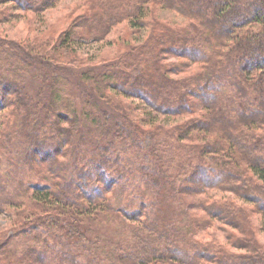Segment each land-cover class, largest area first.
Listing matches in <instances>:
<instances>
[{"label":"trees","instance_id":"trees-1","mask_svg":"<svg viewBox=\"0 0 264 264\" xmlns=\"http://www.w3.org/2000/svg\"><path fill=\"white\" fill-rule=\"evenodd\" d=\"M59 1L0 0V15L39 16ZM162 9L185 23L162 18ZM78 10L57 35L9 45L19 56L17 78L0 74V111L17 108V129L4 135L17 172L0 175V211L15 199L32 206L0 263L264 264L248 220L264 217V0H87ZM124 23L128 36L117 34L114 48L94 59L79 51ZM67 64L78 72H63ZM76 84L93 90L81 100ZM128 158L142 162L137 173L122 165ZM34 172L48 182L33 180ZM214 188L230 196L208 202ZM189 193L200 196L196 207L208 219L239 230L227 244L189 238V227L210 224L203 216L181 225L176 207ZM170 195L180 201L161 218ZM116 221L124 231L113 241L102 232Z\"/></svg>","mask_w":264,"mask_h":264},{"label":"rangeland","instance_id":"rangeland-1","mask_svg":"<svg viewBox=\"0 0 264 264\" xmlns=\"http://www.w3.org/2000/svg\"><path fill=\"white\" fill-rule=\"evenodd\" d=\"M85 2H87V0H60L58 3H56V5L54 7L48 8L46 11H44L43 13H41L39 16L35 15L32 12H28V13H24L22 10H15V13H11L9 14V16H4L2 17L0 15V42L3 43L2 41H5L6 43H4L3 45L0 44V74L6 78H8L9 80H13L17 78V67L19 66L18 60H19V56L18 53L15 51V49H10V46H15V45H19L20 43L23 42V36L26 35H33V34H37V35H41L43 34V32L45 31H50L54 34H58V32L61 30L60 28H65L67 22L69 21V18H71L72 16H74L75 12H79V8L81 7L82 4H84ZM160 16L162 18L168 19L170 20L173 24L175 23H185V20L182 16L176 14L175 12L168 10V9H162L160 11ZM59 18V19H58ZM58 20V27H53L50 26V24H53V22ZM62 20V24L60 25V21ZM127 23H124L122 25H118V27H116L115 29H113L111 31V33L106 37V39L104 40V42H90L89 44H80L79 47V51H82L85 55H90L91 57H93V59L104 53L106 50H108L109 48H114L117 44L115 42H117L118 37L116 38L117 34H122V36H128L127 34V27H126ZM116 38V39H115ZM125 39H128L126 37H123ZM145 36L142 37V39L144 40ZM133 40V39H132ZM25 41V39H24ZM128 41V40H125ZM136 43H139L135 40H133ZM7 42L9 44H7ZM20 42V43H19ZM3 46V47H1ZM34 54L30 55L28 58H32L34 59L35 56H33ZM87 55V56H88ZM86 58V57H85ZM2 59V60H1ZM14 59H16L17 61H13ZM30 60V59H29ZM88 60V59H87ZM15 62V63H13ZM12 64V65H11ZM88 64V63H86ZM14 65V66H13ZM23 64L20 63V67L21 69H24L25 66H22ZM49 67V66H48ZM67 67L69 68V70H67ZM81 68H83V66H79ZM87 67V66H84ZM12 69V71H10V69ZM66 69L63 71L62 69H59L61 72H65V73H76L78 72V68H75V66H70L69 64L66 65L65 67ZM30 69V68H29ZM26 71H28V68L25 69ZM58 70V69H57ZM37 72V71H36ZM35 72V74H36ZM45 72V76H46V72ZM51 72V71H50ZM54 76V75H53ZM181 77V75L177 76L176 78ZM78 78V76H77ZM5 79V78H4ZM27 79L29 80L31 86L36 85V81L33 77V74H30L27 76ZM52 79L51 77H49V81L48 83L51 82ZM87 86V85H86ZM76 89H73L74 91H76L77 93L81 94V100L86 99L87 96L86 92H91L93 90V88L91 86L88 85L87 88H83V84H76ZM83 90H86V92H84ZM83 96V97H82ZM14 109H17L14 106H10L8 108L2 109L0 111V166L2 165L3 167L0 168V175L4 177L5 174H9L13 172H17V166L15 169V166L9 162V159L6 160V157H9V154H7L5 152V148L4 146L7 145L5 140H4V135L9 134L10 132H12L13 130L17 129L16 122L13 123L12 118L13 115L12 113L14 112ZM7 113L8 120L7 117L4 118V121H2V118L4 116V114ZM163 124L165 125H169L171 124V122L173 123L172 119H163L162 120ZM175 122V121H174ZM6 124V125H5ZM8 125V126H7ZM8 131H10L9 133H7ZM4 140V142H3ZM186 143V142H185ZM187 144V143H186ZM187 147L190 148V145L187 144ZM3 150V151H2ZM133 154L130 153L129 156ZM129 161L128 162H124L122 163V165L125 166V168L129 167L131 170H134V173H137L136 168L138 167V165L142 164V162H138L137 159H132V158H128ZM3 160V161H2ZM197 161V160H196ZM179 169V168H178ZM188 169H191V167H188ZM174 171V169H173ZM172 171V172H173ZM175 172V171H174ZM189 172H182L181 174L178 175L177 180L179 184H186L187 182V178L189 177L188 175H186ZM33 174V180H35L36 182H40V183H46L48 182V179H46L45 177H42L41 174L34 172ZM14 176V175H13ZM41 176V177H39ZM6 177V176H5ZM14 178H11V180H13ZM134 185L131 189H127V191L129 193H132V195H134V193L138 192L139 190V180L138 178L134 179L133 181ZM195 186H198V183H192ZM138 185V186H137ZM141 185V184H140ZM141 188H144V185H142ZM112 198L114 199V201L116 200V197L113 195V192L109 193ZM115 194V193H114ZM189 194H185L183 196H185L186 199V203L185 205H183L182 207H176V211H178L176 214L179 215H183L184 219L183 222H181V225L183 227H185L186 229V224L190 225V222L192 220H194L195 218H201L203 216H206V218L208 219L209 217L207 216V213L200 210V208H197L196 205H198V198L200 196H195L194 195H190ZM172 195V193H171ZM170 195V198L168 197L167 201L165 203H163L164 208L163 211H160V215L161 218L169 215V211H172L173 207L177 206L180 200H174L172 198V196ZM180 195V194H178ZM226 196H230V194H226V192H223L222 190H220L219 188H214L211 190V194H210V198L208 200V202L214 200L215 198H223ZM236 196V195H234ZM238 198V197H237ZM25 199L24 203H20L19 201L17 202V199H15L14 201H12L13 203L10 205H7V207L2 206V209L0 211V251H2L3 249V244L7 243L9 245V247H14L17 244V235L14 236L13 239L9 240V237L13 234L17 233V219L19 218L20 214L23 213H29L32 210V206L30 205V202H28L27 198H23ZM182 202V201H181ZM20 203V204H19ZM177 204V205H176ZM1 207V206H0ZM154 206L150 205L148 208L153 209ZM178 208H180L178 210ZM29 211V212H28ZM157 213V215H159ZM156 215V216H157ZM188 215V220L187 218H185ZM176 216V215H175ZM124 219V218H122ZM120 219V220H122ZM203 219V218H202ZM210 224L207 227L203 226V229H197L199 231H196V227L195 230H192V226L189 227L187 234L190 236L189 238H193V240L197 241L199 243V245H208L209 242H211L215 237L218 239V241L220 242H224L225 244H227V235H230L231 233H237L239 230L236 229H232V227L228 224H225L222 221H218L217 219L212 220L211 218L208 219ZM251 221V225L253 228H255V230L257 231V237L260 240L261 243L264 244V217L260 214H256L253 216H250L249 219ZM117 223H112L111 225H106V227L110 228L109 230H111L109 232V230L105 233L102 232L103 236L111 239L114 241V239H116L115 237L118 235L117 231H124L123 230V226L121 223H119L118 221H116ZM188 238V237H187ZM23 238H21L22 240ZM20 240V239H19ZM20 240V241H21ZM188 241L190 242V240L188 239ZM33 245L34 248L36 247L37 249L41 250V247L37 246V244L35 242L32 243V247ZM116 247V246H114ZM203 247V246H201ZM1 264V263H0Z\"/></svg>","mask_w":264,"mask_h":264}]
</instances>
